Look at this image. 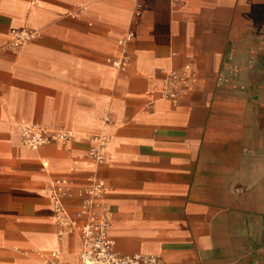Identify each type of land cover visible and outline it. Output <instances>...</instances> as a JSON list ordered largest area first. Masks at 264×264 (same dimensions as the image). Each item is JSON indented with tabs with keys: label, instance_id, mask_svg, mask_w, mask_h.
Here are the masks:
<instances>
[{
	"label": "crops",
	"instance_id": "0c3cea01",
	"mask_svg": "<svg viewBox=\"0 0 264 264\" xmlns=\"http://www.w3.org/2000/svg\"><path fill=\"white\" fill-rule=\"evenodd\" d=\"M0 0V264H44L60 250L80 264L82 240L57 220L51 181L79 219L92 174L107 190L121 254L172 264H264V0ZM14 28L37 31L11 46ZM125 68L109 58L123 53ZM190 64L178 103L161 98ZM193 79V80H192ZM112 109L106 159L92 146ZM67 127L75 138L25 146L18 122Z\"/></svg>",
	"mask_w": 264,
	"mask_h": 264
},
{
	"label": "built area",
	"instance_id": "2783aa9c",
	"mask_svg": "<svg viewBox=\"0 0 264 264\" xmlns=\"http://www.w3.org/2000/svg\"><path fill=\"white\" fill-rule=\"evenodd\" d=\"M179 2L180 0H173L174 4ZM142 6L143 0H136V17L140 15ZM12 33L11 46L15 48L37 36V31L29 28H14ZM133 37L134 32L129 30L120 40L122 55L117 59L109 58L115 66L125 68L130 62L127 44ZM191 70L190 64H186L167 71L159 87L161 98L178 103L181 92L187 88L191 80ZM112 123V109L108 108L98 131L90 136L92 146L78 154L75 161L80 157L89 158L95 165L105 161L110 143L115 137L111 131ZM18 127L23 144L31 149H38L51 142L67 143L75 138L74 130L67 127L50 128L28 120L19 121ZM106 190L105 182L97 175L92 174L89 177L88 186L78 191L82 197L79 208L81 220H78L69 216L64 202L72 193L70 181L66 177L54 178L51 181L50 197L57 220L67 230L75 231L81 237L80 264H172L162 254H121L116 250L115 241L109 234V208L104 200ZM41 256L44 264H66L60 250L42 253Z\"/></svg>",
	"mask_w": 264,
	"mask_h": 264
}]
</instances>
